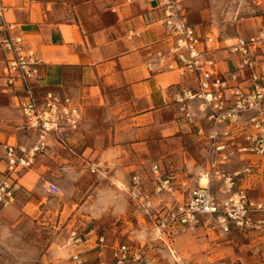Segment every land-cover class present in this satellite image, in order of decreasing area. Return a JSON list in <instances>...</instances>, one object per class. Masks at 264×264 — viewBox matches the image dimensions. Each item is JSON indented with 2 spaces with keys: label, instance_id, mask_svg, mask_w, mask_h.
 <instances>
[{
  "label": "built area",
  "instance_id": "1",
  "mask_svg": "<svg viewBox=\"0 0 264 264\" xmlns=\"http://www.w3.org/2000/svg\"><path fill=\"white\" fill-rule=\"evenodd\" d=\"M0 0V17L6 11ZM144 1L149 0H130ZM163 16L158 23L173 41L168 50L167 68L179 74L185 84L177 94L178 126L194 127L195 133L207 145V169L202 185L173 178L158 163L150 167L153 192L138 191L141 177L134 175L132 195L145 214H157V240H166L180 233L219 227L224 232L230 227H261L264 219H253L254 214L264 212V203L253 200L239 179L243 171L230 172L226 166L235 159L247 155L258 156L264 162V26L249 38L238 37L228 46H220L213 34H202L192 25L185 13H178L172 0H159ZM12 23L0 25V46L8 54L2 71L5 88L21 95L20 111L25 128L36 138L30 147L9 145L6 149V168L0 175V213L15 204L17 175L30 168L39 153H45L51 137L62 143L70 134L79 130L83 122L80 104L71 96L48 91L37 95L41 81V58L28 46L24 38L15 34ZM228 50L236 57L233 69L222 70L216 52ZM248 73V76H247ZM199 101L201 123L195 119L190 102ZM211 179L219 185L222 197L212 192ZM46 190L59 194V187L47 182ZM161 194L172 196L166 203L155 205L154 198ZM215 220V224L211 222ZM92 233V232H91ZM94 236V249L99 261L95 264H147L144 245L127 242L110 246V255L104 256L109 247L103 234L85 236L72 228L66 241L68 264H90L84 255L85 247Z\"/></svg>",
  "mask_w": 264,
  "mask_h": 264
},
{
  "label": "crops",
  "instance_id": "2",
  "mask_svg": "<svg viewBox=\"0 0 264 264\" xmlns=\"http://www.w3.org/2000/svg\"><path fill=\"white\" fill-rule=\"evenodd\" d=\"M3 5L6 11L0 25L14 24L15 34L42 60L37 95L53 91L71 96L83 113L77 132L62 143L51 137L45 153L17 175V198L31 194V188L43 180L60 183L53 178L60 169L72 176L73 192L79 191L76 157L84 161V172L95 179L96 171L116 179L144 157L138 148L175 123L171 118L185 82L167 68L173 41L158 23L163 16L159 0H4ZM215 55L222 70L233 69L236 58L228 50ZM7 58L0 46V175L6 168L7 146L30 147L36 141L23 124L21 95L4 87ZM249 156L254 155L235 159ZM239 184L248 189L247 178L239 179ZM159 202L154 198L155 205ZM77 206L71 218L78 215L80 220L74 228L89 237L94 229L80 228L84 204ZM94 238L85 247L87 257L94 249Z\"/></svg>",
  "mask_w": 264,
  "mask_h": 264
},
{
  "label": "rangeland",
  "instance_id": "3",
  "mask_svg": "<svg viewBox=\"0 0 264 264\" xmlns=\"http://www.w3.org/2000/svg\"><path fill=\"white\" fill-rule=\"evenodd\" d=\"M80 1L83 0H71ZM172 1L178 13L187 14L189 22L202 34L216 36L220 46L233 44L238 37L254 36L264 26V0ZM190 105L195 119L202 123L199 101H192ZM170 114L175 115L171 118L175 123H170L163 135L155 133L147 146L138 148L137 153L144 157L116 179L98 171L99 177L95 179L92 173L84 172V161L76 157L74 169L79 177L75 181L80 186L79 191L73 192L72 176L60 169L53 177L60 182H55L59 194L46 190L47 180L32 187L31 194H20L15 204L0 215V264H68L66 241L70 230L80 220L78 215L71 218L78 209L77 203L84 204L80 228H92L94 235L106 237L109 246L104 251L106 258L110 255V246L127 242L145 246L147 264H264V224L261 227L232 226L227 232L219 227L213 230L201 227L164 241L155 239L157 214H145L141 209L138 197L132 195V177H141L138 195V191L151 193L154 190L150 176L152 163L160 164L173 178L191 183L198 182L207 169L204 139L195 133L194 127L181 129L178 126V107ZM262 163L258 156H249L245 160L233 159L227 168L243 171L250 167L244 174L248 176L242 175L240 179L247 178L248 195L264 203ZM218 187L211 179L212 192L220 199L222 194ZM172 198L168 194L159 196L162 203ZM253 219H264V212L254 214ZM211 222L215 224V220ZM92 245H95L94 239ZM87 254L88 262L95 264L97 249Z\"/></svg>",
  "mask_w": 264,
  "mask_h": 264
},
{
  "label": "bare ground",
  "instance_id": "4",
  "mask_svg": "<svg viewBox=\"0 0 264 264\" xmlns=\"http://www.w3.org/2000/svg\"><path fill=\"white\" fill-rule=\"evenodd\" d=\"M200 182H201L202 185L206 184L207 183V178L205 176H202L201 179H200Z\"/></svg>",
  "mask_w": 264,
  "mask_h": 264
}]
</instances>
